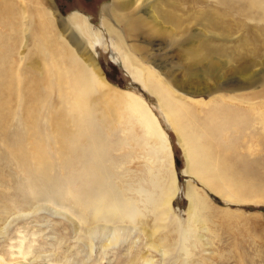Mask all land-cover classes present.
I'll use <instances>...</instances> for the list:
<instances>
[{
  "label": "rangeland",
  "instance_id": "rangeland-1",
  "mask_svg": "<svg viewBox=\"0 0 264 264\" xmlns=\"http://www.w3.org/2000/svg\"><path fill=\"white\" fill-rule=\"evenodd\" d=\"M116 1L125 9L105 13ZM116 1L0 0L6 10L0 14V257L19 264H46L30 263L39 256H49L48 264H144L141 252L155 264H172L147 250L143 230L162 225L156 218L158 198L173 166L177 195L172 211L178 222L191 221L190 190L205 202L204 226L191 237L196 247L188 264H264V22L246 15V0ZM77 15L86 19L90 36L75 22ZM44 41L55 49L49 58L41 48ZM123 52L150 72L156 91L193 113L191 121L202 127L217 116L219 125L227 126L222 127L227 131L210 126L201 140L220 162L225 159L230 182L224 193L186 172V143L157 94L130 75ZM75 62L95 82L94 104L85 116L64 113L79 91ZM39 83L45 86L41 100L31 90ZM113 93L144 103L165 134L162 148L153 139L156 134L149 136L141 120L138 124L139 115ZM101 94L110 101H100ZM33 105L40 111L31 115ZM88 120L105 146L98 166L81 148L66 151V142H58L63 132L80 138L78 123ZM191 127L199 131L198 124ZM36 152L50 166L47 171L35 160ZM101 172L109 175L121 202L137 208L135 221L93 219L95 207L105 215L109 209L94 181ZM115 227L126 230L111 241ZM102 228L108 239L86 235L88 229ZM171 228L172 223L169 230L159 227L154 242L162 236L179 238ZM176 254L181 264L183 256Z\"/></svg>",
  "mask_w": 264,
  "mask_h": 264
},
{
  "label": "bare ground",
  "instance_id": "bare-ground-1",
  "mask_svg": "<svg viewBox=\"0 0 264 264\" xmlns=\"http://www.w3.org/2000/svg\"><path fill=\"white\" fill-rule=\"evenodd\" d=\"M226 1H228V0H222V2H226ZM246 1H247L248 6L243 7V9H245L246 15L253 18V20H259L261 22H264V0H246ZM121 8L125 9L124 4L116 1L112 11L111 10L108 11L106 9L104 12L108 13V14H110L112 12L117 13ZM5 11L0 7V14H3ZM0 16H2V15H0ZM161 16H162V14H161ZM163 17L166 20H170V16L167 17V15H166ZM171 17H172V15H171ZM75 19H76L75 22L79 25V28L82 31L86 32L90 36L91 31L87 25V21H85L86 19L83 18L82 16H78V15ZM138 21L139 20L136 21V19H135V22H138ZM132 22H134V21L131 19V23ZM41 48L43 50V53H45V55L48 56L47 58H49V56L54 55L55 49H54V46L52 43H48L47 41H44V43L41 45ZM120 49L122 50V48H120ZM128 55L125 54L123 56L124 66L126 67L127 70H129L130 75L136 81L141 83L144 86V88L148 89L149 92H151V93L157 94L163 108H165V111L168 113L169 118L172 120V124H173L174 128L179 133V135H181L184 142L186 143L185 145L188 147L186 149L188 151L186 153V159H187V163H188V168H187L186 172H188L189 174L196 175L198 179H200L204 184H207L213 190H215L221 194L224 193L225 192L224 187H227L229 185V182H230V178L227 175L228 170H226V168L224 167L225 163H223L225 161V159L221 158V160L223 162H220V159L217 158L214 154H212L213 152H211V150H210L211 147H209L208 145H205L204 142L201 141V140L205 139V137H206L205 134H207V133L209 134L210 126L214 125L215 126L214 128H216V129H222V127L225 126V125L222 126L223 124L219 125L221 121H218V120H221V118H219L217 116H213L211 119L208 118V121L204 122L202 127L200 125V122H197V120H195L196 122L191 121V119H194L193 113L189 110H186L183 107H179L178 105L171 103L170 100H168L162 92L156 91L155 84H154L153 78L151 77L152 75L150 74V72L146 71L143 68H140L136 64L137 62L134 61V58L132 56H130V55L128 56ZM49 61H52V60H49ZM71 61H72V58H71ZM45 67H47V70L50 69L49 65H47V64ZM91 76L92 75L90 74V72L88 70L81 67V65L79 63L75 62L74 80H75L77 86L79 87V91H77V92L75 91L74 97H71L72 98L71 101L74 102V106H72V108H64V113L65 112L67 113L65 116L73 115L74 112L77 114H82L84 116L86 114L88 115L90 113L91 109L89 106H90V104H92L94 102V99L92 98V92L91 91L94 90L93 84L95 83L94 79ZM31 90L36 95H39L38 98H40V100L45 98V96H44L45 86L43 83H39L37 86L36 85L31 86ZM113 94L118 100H120L119 103L121 105H122V103H126V105H128V108L132 113L139 115L140 119H138V124L140 123L139 120H141L142 126L146 129H148L147 133L149 136H155V134H156V136L153 137V139H156V137H157L160 141L159 145L162 148V146L164 144H166L165 134L162 132V130L160 129V127L156 123V118L153 117V115H151L150 113H148L144 103H142L139 99H137L131 95L129 96L126 94V96H125L123 94L120 95L118 93L117 94L113 93ZM105 96L106 95L101 94L99 96V97H101V100L100 99H98V100L102 101V98H103L104 100L107 99L106 101L109 102L110 100ZM127 98H129V100L131 102H129V101L126 102ZM40 100L38 101L39 104L42 102ZM96 101H97V99L95 100V102ZM113 105H115V104L113 103ZM113 105L111 106L112 108H113ZM39 108H40V105L37 107H35L33 105L30 108V114L32 115L37 110L40 111ZM112 108L107 107V109H110V111H112ZM62 110L63 109H61V113H63ZM111 114L113 115L112 112H111ZM65 122L66 121L64 120L62 123H64L65 125L68 124V122H66V123ZM194 123L199 125V131H194L191 129L192 128L191 126ZM87 124H88V126H87ZM87 124L78 123L79 129L81 130V134H82L80 138H79V136L75 137V136H72L73 134L69 135V134H66L63 132L62 135H59L58 142H60V141L66 142V145H67L65 147L66 151L73 150L75 152L76 150L81 148L85 152L84 156L86 155V153L88 154V157H90V155H91L90 162L93 165L98 166L103 161V154L105 151L104 150L105 146L103 147L101 145L99 138H97L98 137V135H96L97 133L93 132L91 130L92 126H91V122H89V120H88ZM235 125L236 124H234V126ZM241 125L242 124H240V126ZM234 126H232V127H234ZM226 127L227 126H225V128ZM211 128H213V127H211ZM224 130H226V129H224ZM223 131H221V132L223 133ZM217 132H220V131H217ZM216 135L218 136V135H220V133H217ZM216 135L215 134L212 135V138L213 137L215 138ZM208 136H210V135H208ZM219 137H218V139H219ZM210 138H211V136H210ZM208 140H209V138H208ZM165 149H168V146ZM34 156H35V160H37L40 163V166L42 167V171H47V169L50 166L41 162L42 161L41 153L36 152V154H34ZM20 157H24V159L28 158L27 155L23 156L22 154H20ZM219 163H223L222 168L219 165ZM33 173H34V170L32 171V176H33ZM102 173L103 172L98 173L97 179L95 178L94 181L100 185V187L98 185L99 188H97V187L96 188H97V190L101 189L100 190L101 192L97 191V193L100 192V194H102L101 195V198H102L101 202L104 201L105 203L108 204V208H109L108 210L109 211L107 210V213H106L107 215H105L103 213H100L98 211L97 207H95V210L92 213L93 219H100V220L102 219L104 221L110 222L109 219H111V218L115 219V217H118V218L122 217V220L125 218L130 219L129 220V222H130L131 220H134L135 218L139 217V216H137V215H139V212L137 213V211H136L137 208L135 209V207L130 203L129 204L128 203L123 204L121 202V200L117 197V195L114 194V190H113V187L111 185V182H108V180L106 179L109 177V175L107 173L106 174H104V173L102 174ZM46 175L48 176V174H46ZM175 175H176L175 168L172 166V171H171L170 176H169L170 181H168V185L164 189L163 197H161L160 199L158 198V200H159L158 206H159L160 212L157 210L158 215L156 218H157L158 222H162V225L161 226L156 225L155 229L153 231L143 230V233H144L145 238L148 240V243L150 242L149 244H147V250L157 252L158 254H160L162 261H164V262L170 261V262H172V264H179L178 263L179 259L176 261V259L173 258L174 255L178 252L181 256H183L182 260H180L181 264H188L190 262V260L192 259V257L194 256L193 251L195 250L194 247H196L195 244H193L191 242V240H192L191 237H193V233H196V231L199 232L200 228H203V226H204L203 221H204L205 217H204V214L202 212L203 211L202 208L204 207L205 202H204V198H202L199 195V193H197L195 190H190L188 193V198H189V202H190V204H189L190 206L188 207V209H189V213H190L189 217H190L191 221L188 223V225L186 224V226L179 223L178 220L176 219V217H174L173 211H172V203L175 200V197L177 195L176 176ZM46 181H47V179H46ZM93 190H94V187H93ZM98 204H100V203H98ZM99 210H100V208H99ZM81 217H83L82 219L87 218L84 215V213ZM139 219H141V218H139ZM86 220H88V219H86ZM117 221H120V220L117 219ZM171 223L175 225L174 231L176 230L179 233V235H178L179 238H177V237L174 239L170 238L171 240L167 241L166 239H169V238L167 236H162L161 238L159 237L155 243L154 239L156 237H158V235H159L158 234L159 227L162 230H169ZM99 228H101V227H99ZM173 228H174V226H173ZM95 229H97V228H95ZM88 230H90V229H88ZM88 230H86V235H89L91 237L92 236L96 237V235H98L101 238L105 237L108 239V235L110 234L111 241L112 240L115 241L119 238L122 230H126V229L124 227H117V228L115 227L114 229L110 230L108 235H107V233L105 234L106 231L104 228L100 229L99 231L97 230L96 232L94 230L92 231V229L90 230L92 232H88ZM171 230H172V228H171ZM48 257L49 256H39V257L35 258L34 261L32 260L33 262H30V261L29 262L34 263V262H38V261H40V262L43 261V262H47L46 264H48V263H51L53 261L52 259H49ZM139 257L143 260L144 264H155V262L150 257L146 256L145 254H143L141 252H139ZM141 259H139V260H141ZM0 261L2 263H5V264H19V263H15V262L8 263L2 257H0ZM75 264H80V263H75Z\"/></svg>",
  "mask_w": 264,
  "mask_h": 264
},
{
  "label": "trees",
  "instance_id": "trees-1",
  "mask_svg": "<svg viewBox=\"0 0 264 264\" xmlns=\"http://www.w3.org/2000/svg\"><path fill=\"white\" fill-rule=\"evenodd\" d=\"M176 165H177V168H179V162L178 161H176ZM183 167L181 166V169H182Z\"/></svg>",
  "mask_w": 264,
  "mask_h": 264
},
{
  "label": "water",
  "instance_id": "water-1",
  "mask_svg": "<svg viewBox=\"0 0 264 264\" xmlns=\"http://www.w3.org/2000/svg\"><path fill=\"white\" fill-rule=\"evenodd\" d=\"M0 264H5V263H2V262L0 261Z\"/></svg>",
  "mask_w": 264,
  "mask_h": 264
}]
</instances>
